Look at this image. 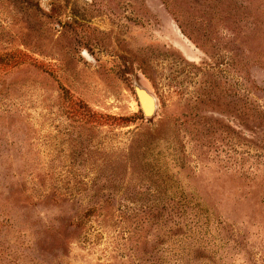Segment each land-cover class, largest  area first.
<instances>
[{"label":"rangeland","instance_id":"obj_1","mask_svg":"<svg viewBox=\"0 0 264 264\" xmlns=\"http://www.w3.org/2000/svg\"><path fill=\"white\" fill-rule=\"evenodd\" d=\"M0 264H264V0H0Z\"/></svg>","mask_w":264,"mask_h":264},{"label":"water","instance_id":"obj_2","mask_svg":"<svg viewBox=\"0 0 264 264\" xmlns=\"http://www.w3.org/2000/svg\"><path fill=\"white\" fill-rule=\"evenodd\" d=\"M142 93V92H141ZM144 95V96H143ZM141 97H143V98H145L147 101H149V110L148 111H146L145 113H149L150 112V110L152 109V103H151V101H150V98L146 95V94H142V95H140Z\"/></svg>","mask_w":264,"mask_h":264},{"label":"bare ground","instance_id":"obj_3","mask_svg":"<svg viewBox=\"0 0 264 264\" xmlns=\"http://www.w3.org/2000/svg\"><path fill=\"white\" fill-rule=\"evenodd\" d=\"M143 98V97H142ZM143 107H145V109H147V107H149V101H147L145 98H143Z\"/></svg>","mask_w":264,"mask_h":264}]
</instances>
